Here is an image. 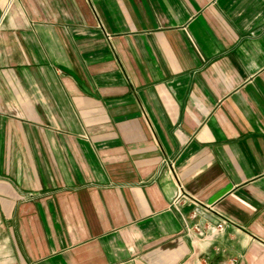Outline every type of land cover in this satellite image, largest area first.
Listing matches in <instances>:
<instances>
[{"label":"crops","instance_id":"0c3cea01","mask_svg":"<svg viewBox=\"0 0 264 264\" xmlns=\"http://www.w3.org/2000/svg\"><path fill=\"white\" fill-rule=\"evenodd\" d=\"M0 264H264V0H0Z\"/></svg>","mask_w":264,"mask_h":264},{"label":"built area","instance_id":"2783aa9c","mask_svg":"<svg viewBox=\"0 0 264 264\" xmlns=\"http://www.w3.org/2000/svg\"><path fill=\"white\" fill-rule=\"evenodd\" d=\"M182 187H179V195L178 197H176V199L174 200V206L178 205L179 203H182L184 201V193L182 191ZM199 214H202V209L199 207H195L192 212H191V216L195 217ZM229 223V219L224 217V216H220L219 217V221L217 223L214 224H207L206 227L210 230L209 235L206 234V232L204 231V229L199 226V225H194L193 230L195 231V233L198 236L201 237H217L219 236L225 229L226 225Z\"/></svg>","mask_w":264,"mask_h":264}]
</instances>
